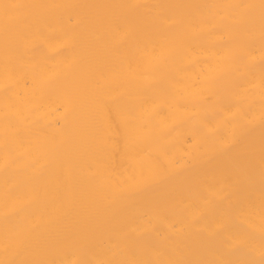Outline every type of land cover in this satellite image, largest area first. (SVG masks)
I'll list each match as a JSON object with an SVG mask.
<instances>
[{"label": "bare ground", "instance_id": "1", "mask_svg": "<svg viewBox=\"0 0 264 264\" xmlns=\"http://www.w3.org/2000/svg\"><path fill=\"white\" fill-rule=\"evenodd\" d=\"M0 264H264V0H0Z\"/></svg>", "mask_w": 264, "mask_h": 264}]
</instances>
